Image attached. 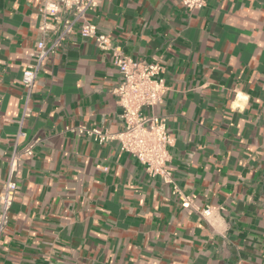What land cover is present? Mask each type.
I'll return each instance as SVG.
<instances>
[{
	"label": "crops",
	"instance_id": "1",
	"mask_svg": "<svg viewBox=\"0 0 264 264\" xmlns=\"http://www.w3.org/2000/svg\"><path fill=\"white\" fill-rule=\"evenodd\" d=\"M206 1L189 13L183 0H99L88 16L126 55L164 67L163 103L145 111L168 118L187 208L117 141L79 133L123 125L111 53L78 28L44 63L18 140L42 0H0V192L13 152L36 142L19 163L0 264H261L264 0Z\"/></svg>",
	"mask_w": 264,
	"mask_h": 264
},
{
	"label": "built area",
	"instance_id": "2",
	"mask_svg": "<svg viewBox=\"0 0 264 264\" xmlns=\"http://www.w3.org/2000/svg\"><path fill=\"white\" fill-rule=\"evenodd\" d=\"M206 3V0H183V5L189 13L201 11ZM98 6L99 0H42L39 10L43 19L39 27L42 38L35 44L31 62L24 70L21 81L27 95L23 115L18 121L20 128L18 140L26 135L22 131V126L31 116L29 104L44 63L56 56L66 38L78 28L83 39L92 40L100 51L111 53L113 64L120 74L119 83L112 93L121 108L123 125L115 134L87 127H80L79 133L88 136L99 145L117 141L121 152L138 160L151 178H161L165 184L171 185L174 194L179 195L184 206L193 207L192 199L184 196L176 185L169 165L171 162L169 149L173 145V138L169 133L168 118L145 111L155 110L163 103L168 91L165 69L158 61L133 59L120 47L115 46L109 35L99 33L96 25L88 18ZM51 33L56 36L48 41L46 37ZM35 145L36 142H33L22 151L15 150L10 158L8 175L0 192V246L9 226L16 198L19 163L23 157L33 155ZM199 211L205 219L211 218L213 213L210 207ZM261 264H264V255Z\"/></svg>",
	"mask_w": 264,
	"mask_h": 264
}]
</instances>
